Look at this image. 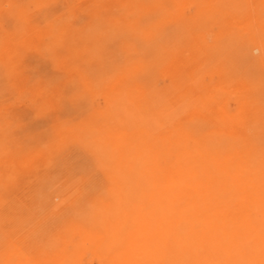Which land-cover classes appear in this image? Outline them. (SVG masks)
<instances>
[{"label": "rangeland", "instance_id": "1", "mask_svg": "<svg viewBox=\"0 0 264 264\" xmlns=\"http://www.w3.org/2000/svg\"><path fill=\"white\" fill-rule=\"evenodd\" d=\"M0 264H264V0H0Z\"/></svg>", "mask_w": 264, "mask_h": 264}]
</instances>
